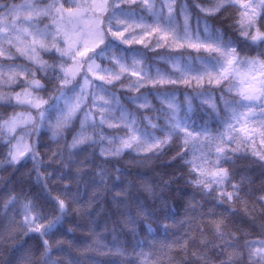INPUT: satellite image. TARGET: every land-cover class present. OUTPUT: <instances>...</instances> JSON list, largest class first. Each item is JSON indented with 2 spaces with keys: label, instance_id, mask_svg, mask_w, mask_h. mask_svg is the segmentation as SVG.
<instances>
[{
  "label": "snow or ice",
  "instance_id": "snow-or-ice-1",
  "mask_svg": "<svg viewBox=\"0 0 264 264\" xmlns=\"http://www.w3.org/2000/svg\"><path fill=\"white\" fill-rule=\"evenodd\" d=\"M0 110V264H264V0H0Z\"/></svg>",
  "mask_w": 264,
  "mask_h": 264
},
{
  "label": "trees",
  "instance_id": "trees-1",
  "mask_svg": "<svg viewBox=\"0 0 264 264\" xmlns=\"http://www.w3.org/2000/svg\"><path fill=\"white\" fill-rule=\"evenodd\" d=\"M159 54H160V55H165L166 53H159ZM188 54H189V53H184V55H188ZM148 55H149V56H152V53L149 52ZM193 55H194V53H193ZM159 66L162 67V68L165 67V65L163 64V62H160V65H159ZM179 91L183 92L184 89L181 87V88L179 89ZM21 110H24V109H17V111H21ZM0 111H2V110H0ZM43 139H44L45 143H48V144H49L51 147H53V148L55 147V145L51 144V142H50V140H49V138H48L47 135H44V136H43ZM43 151H44V149L41 148V152H42V153H43ZM175 151H176V149H175V146L173 145V146L167 151L166 155L160 158V160H162V161H166L167 158H168V156H171ZM45 159L47 160V157H46ZM126 159H127V157H126ZM31 166H32V165H31V161H29L28 164L26 165V168H31ZM174 167H175V165L169 166V167L163 169V171L171 172V171H172V168H174ZM24 170H25L24 168L21 169V171H24ZM8 171L10 172L11 170H8ZM4 175H7V172H0V176H4ZM16 175L19 176V173H17ZM34 190H35V189H34ZM109 239H111V237H109Z\"/></svg>",
  "mask_w": 264,
  "mask_h": 264
},
{
  "label": "rangeland",
  "instance_id": "rangeland-1",
  "mask_svg": "<svg viewBox=\"0 0 264 264\" xmlns=\"http://www.w3.org/2000/svg\"><path fill=\"white\" fill-rule=\"evenodd\" d=\"M21 111H25V110H21ZM261 147L259 144H257V148Z\"/></svg>",
  "mask_w": 264,
  "mask_h": 264
}]
</instances>
